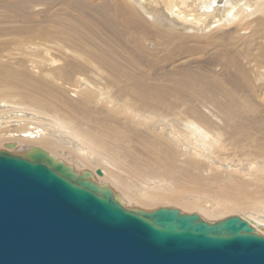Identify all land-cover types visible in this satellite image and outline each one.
I'll return each instance as SVG.
<instances>
[{
	"label": "bare ground",
	"instance_id": "6f19581e",
	"mask_svg": "<svg viewBox=\"0 0 264 264\" xmlns=\"http://www.w3.org/2000/svg\"><path fill=\"white\" fill-rule=\"evenodd\" d=\"M0 10L3 46L27 45L0 59V147L89 172L125 208L239 216L264 236V0Z\"/></svg>",
	"mask_w": 264,
	"mask_h": 264
},
{
	"label": "water",
	"instance_id": "95a60500",
	"mask_svg": "<svg viewBox=\"0 0 264 264\" xmlns=\"http://www.w3.org/2000/svg\"><path fill=\"white\" fill-rule=\"evenodd\" d=\"M0 264H264V236L239 216L125 208L43 151H0Z\"/></svg>",
	"mask_w": 264,
	"mask_h": 264
},
{
	"label": "rangeland",
	"instance_id": "374dc122",
	"mask_svg": "<svg viewBox=\"0 0 264 264\" xmlns=\"http://www.w3.org/2000/svg\"><path fill=\"white\" fill-rule=\"evenodd\" d=\"M36 6H37V5H35V7H32V8H34V9H29V10H28V13H27V14L30 15V17H31V15L34 13V11H36V12L39 13L38 10H41L42 7H44L43 5H42V6H39V5H38L37 7H36ZM39 7H41V9H40ZM38 8H39V9H38ZM0 11H1V10H0ZM41 11H42V10H41ZM39 14L41 15V13H39ZM40 15L37 16L39 20L36 19L37 17L34 18V19H31L32 17H31V18L29 17V18H28V19H30V21L28 20L29 23L32 22L33 20H35V21L38 20V22H39V21H40V18H39ZM40 17H41V20H42V19H43L42 17H44V15L42 14ZM26 20H27V19H26ZM18 23H19V25H20L21 22H18ZM18 23H17V25H18ZM7 38H8V37H7ZM7 38L5 37V38H3V39H0V42H1L0 45L2 44V42H3V44H5V43H6L5 41H7V40H6ZM11 39H12V38H11ZM1 40H2V41H1ZM22 42H23V41H22ZM23 43H28V42H27V39L24 40ZM3 44H2V46H3ZM13 45H14V44L6 45L5 47L3 46L4 48H3V47H0V48L2 49V52L5 51L6 49H9V50H7V51H5V52H3V53L0 51V52H1V53H0V59H3V60H4V58H3L4 56H6V57H5V59H6V58H7V55H10V57L8 56L9 58H12V59H10V62H12L11 60H13V62H14V57L17 58L19 55L22 54L21 57H18V59H15L16 61L23 57V55H24L23 53H24L25 49H24L22 46L25 47V46H27V45H22V46H21V45H18V44H15L14 46H13ZM16 45H17L18 47H17ZM8 46H9L10 48H12V49L8 48ZM11 46H13L14 48L11 47ZM20 46H21V47H20ZM19 47H20V49L16 50V49L19 48ZM22 48H23V50H22ZM3 49H5V50H3ZM13 49H15V50H14L15 52L13 51ZM20 50H22V51H20ZM7 52H8V53H7ZM18 52H19V55H18ZM20 52H21V53H20ZM22 52H23V53H22ZM5 53H6V54H5ZM1 54H2V55H1ZM13 54H15V55H13ZM3 55H4V56H3ZM11 55H12V57H11ZM1 56H2V57H1ZM14 63H15V62H14ZM0 100H2V99L0 98ZM8 149H9V148H8L7 146H5V147H2V146H1V147H0V151H1V152H4V150H5V152H7ZM2 150H3V151H2ZM7 153H8V152H7ZM9 154H11V153H9ZM13 154L18 155L19 153L14 152ZM19 156H20V155H19ZM160 208H162V207H160ZM136 210H138V209H136ZM139 210H141V209L139 208ZM250 213H252V212H250ZM225 215H229V214H225ZM225 215L222 216V217H225Z\"/></svg>",
	"mask_w": 264,
	"mask_h": 264
}]
</instances>
